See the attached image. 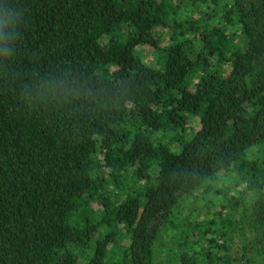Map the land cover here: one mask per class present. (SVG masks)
Returning a JSON list of instances; mask_svg holds the SVG:
<instances>
[{"label":"trees","instance_id":"obj_1","mask_svg":"<svg viewBox=\"0 0 264 264\" xmlns=\"http://www.w3.org/2000/svg\"><path fill=\"white\" fill-rule=\"evenodd\" d=\"M172 228L264 264V0H0V264H158Z\"/></svg>","mask_w":264,"mask_h":264},{"label":"rangeland","instance_id":"obj_2","mask_svg":"<svg viewBox=\"0 0 264 264\" xmlns=\"http://www.w3.org/2000/svg\"><path fill=\"white\" fill-rule=\"evenodd\" d=\"M232 33H239V29L238 28H234L231 29ZM237 41H243V39L237 35ZM142 56L144 57V59L147 61V63L151 66L156 67V61H155V56L151 53V51H149V49L144 46L142 48ZM198 124L196 121H194L192 123V130L191 132L195 131V129L197 128ZM234 177L233 176H229L227 178V181L230 187H233L234 185ZM200 195V193H198ZM206 195H203V198H206ZM196 198V199H195ZM246 200H251V196L248 195ZM218 202V199L213 201L211 204H216ZM212 209V208H211ZM213 211V209H212ZM240 212L241 210L239 209V211L234 214V213H229L228 214V218H230L231 220H235L237 218L240 217ZM208 214V208L207 207H203V201L201 202L198 198L197 195L187 199L182 198L179 201L178 204V212L177 215H179L181 220H186L187 222H192V223H200V221H202L204 218H206ZM162 235L160 236V246L158 247L157 251H156V258H157V263L158 264H178L177 259L175 257V255L177 254V250H176V243L175 240H172V238H174L175 236V229L172 228V230L169 231H163L161 232ZM191 234H188V240H190ZM229 237V236H228ZM230 238H232L231 241H227L226 238H224L221 241L226 242V244L230 245V255L234 256L237 252V250L240 248L241 246V239L239 236H237L236 234L232 235L230 234Z\"/></svg>","mask_w":264,"mask_h":264},{"label":"clouds","instance_id":"obj_3","mask_svg":"<svg viewBox=\"0 0 264 264\" xmlns=\"http://www.w3.org/2000/svg\"><path fill=\"white\" fill-rule=\"evenodd\" d=\"M8 21L9 23L15 24L16 23V18L12 14H8Z\"/></svg>","mask_w":264,"mask_h":264}]
</instances>
